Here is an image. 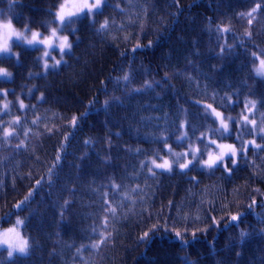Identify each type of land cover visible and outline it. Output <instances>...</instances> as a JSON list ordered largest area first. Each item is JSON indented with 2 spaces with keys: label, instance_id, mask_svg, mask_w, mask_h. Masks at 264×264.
Wrapping results in <instances>:
<instances>
[{
  "label": "trees",
  "instance_id": "obj_1",
  "mask_svg": "<svg viewBox=\"0 0 264 264\" xmlns=\"http://www.w3.org/2000/svg\"><path fill=\"white\" fill-rule=\"evenodd\" d=\"M62 1L0 0V19L49 34ZM106 19L108 28L98 32ZM71 27L72 50L56 69L45 71L39 50L21 45L18 57L0 58V68L12 73L0 80V230L23 219L31 245L28 255L11 261L0 248V264H227L218 253L241 230L249 233L251 251L233 249L232 264H264L252 252L264 244V139L258 133L264 77L253 71L264 59V0H107L100 13L82 15ZM223 28L230 31H218ZM226 44L232 50L221 54ZM152 81L160 86L132 91ZM208 104L225 117L248 116L257 131L249 124L237 141L240 125L230 124V138L211 135L209 127L219 122L205 119ZM73 117H79L76 126ZM5 130L14 135L5 138ZM183 132L189 139L180 142ZM202 133L238 147L258 134L262 147L249 144L237 165L229 162L230 174L199 166L186 174L177 166L155 170V177L148 171L156 153L172 159L169 147L173 153L188 143L202 148L196 139ZM161 135L166 141L157 139ZM237 212L245 213L241 222L226 227ZM210 217L225 219L209 227ZM206 227L188 246L171 231L187 229L190 239ZM145 232L150 239L141 242ZM101 234L108 238L99 244Z\"/></svg>",
  "mask_w": 264,
  "mask_h": 264
},
{
  "label": "snow or ice",
  "instance_id": "obj_2",
  "mask_svg": "<svg viewBox=\"0 0 264 264\" xmlns=\"http://www.w3.org/2000/svg\"><path fill=\"white\" fill-rule=\"evenodd\" d=\"M107 4V0H84V3L76 8L74 12L65 13V4H60L58 7V10L53 13L54 17L56 18L54 22H58V27L51 28L50 29V35L48 37H43V34L37 31H32L31 28L28 25H25L24 31H15L13 28V24L11 20H8L7 22L0 21V29H4L7 31L9 36H14L17 42H23L29 47H35L36 45H42L45 47V51L43 52V55L39 57V59L44 61L43 67L45 70L50 69H56L63 61V57L72 50L73 44L69 41L68 36H59L58 32L65 31V30H71L73 35L76 32L75 28H72L71 25H73L76 22V19L79 18L82 15L94 17L96 14L100 13L102 8ZM260 5H257L256 9H253L252 12H255ZM252 12L248 13V15H252ZM243 15V14H242ZM95 21L93 20V23ZM249 24H251V20H249ZM109 21L106 19L97 29L98 32L104 31L108 28ZM218 31L228 32L230 31L229 28H223L218 29ZM26 32H31V38L29 39L26 35ZM245 36L249 39L251 38V33H245ZM152 42L149 41V46H151ZM137 47H140L137 45ZM232 46L231 45H225L221 48V54L225 51H231ZM53 51H58L61 59L56 60L54 56H52ZM135 51V49H133ZM261 55H264V49L260 50ZM0 53H5L9 55H13L11 52V47L9 46L8 40H4L3 43H0ZM17 57L19 54H14ZM252 56L254 58L259 59L256 57V53H252ZM48 59H52L53 63L49 64ZM253 71L256 73L258 77H264V59H259V65L253 69ZM0 76L4 77H11L12 73L8 72L6 69L0 68ZM121 78H117L118 82ZM122 79L124 81H130L131 76L128 74H125ZM159 81H152V82H146L143 88H136L132 89L133 92L139 93L143 91L144 89H152L154 86H160ZM114 100L119 101V97H113ZM229 100V103H231L230 98H226ZM252 107L249 108L246 104L245 107L247 111L251 112L253 108H255V102H251ZM110 101H105L104 107L107 109L109 106ZM93 106V102H90V107ZM8 105L5 104L4 108L7 109ZM20 107L24 108L25 105L23 102H20ZM204 108V117L205 119H212L213 122H216L218 120L219 126L212 128L209 127L208 131L211 133V135L216 136L218 135L221 139H227L230 138L231 133L233 131L232 127H230V124H236L240 125L239 128L236 129L237 135L236 140L240 141L241 135L243 134V131L248 127L249 124L252 125L251 132L257 131L256 121L252 120L249 121L248 116H242L241 119H237L236 117L227 116L225 117L223 113L217 112L215 108L212 107L211 104L203 106ZM183 111V109H181ZM86 115V113H82L81 116ZM17 121H14L13 123H17ZM79 117H73L72 118V125L76 126L77 121ZM188 127L193 128V131H195V127L191 124V122H187ZM181 128L185 127L184 124L180 125ZM258 133L261 137V139H264V127H260L258 129ZM14 135L13 131L5 130L4 131V137L7 138L9 136ZM157 139L165 140L166 137L161 135ZM189 139L188 133L183 132L179 137H177V140L180 142L186 141ZM201 144H203V147H197L193 149L191 146H189L188 150L183 153H173L171 148L168 149L169 153L173 155L174 160L169 161L167 159H163L159 156L158 153H156V159H152L148 162L151 166L148 167V171L152 174L153 177L156 176L155 170H163L166 172H172L174 170V165H177L179 170L186 174L187 171L191 170V168L199 166L202 169H208V170H215L216 168H221L227 173H231L233 171V167H229V162L232 166L237 165L238 158L241 155L246 154V149L244 144H241V147L238 149L235 145H225V144H217V141L215 139H210L208 135L205 133H202L200 137L196 138ZM85 143H88L86 141ZM248 144L254 145L256 148H261V145L255 144V141H248ZM215 147L218 150V154H213L209 151L210 147ZM137 151H142L141 149H137ZM207 156L206 159H201L203 156ZM191 156V159L187 160L185 163H179V160L183 157ZM157 159H161V163H157ZM60 160V157H57V161ZM145 162H141L142 167L148 166ZM49 175H52V172H49ZM195 179V178H193ZM37 184H40V181L36 182ZM115 187H119L118 185ZM32 193H29V197H31ZM29 197H25L24 201H21L17 205H15L16 208H21L24 204H26ZM249 209H251L252 205L248 206ZM111 214L115 216L116 209L111 208L110 209ZM245 213L243 212H237L235 215H229L227 217V224L226 227L232 224H235L238 226L239 222H241L242 217ZM212 223L209 225V227H219L221 220H224V217H221V220H217L214 217H210ZM25 221L23 219H17L16 225L12 229H8L5 233H0V248L6 247V250L8 252V258L11 261L12 258L19 254L21 256L28 255L30 251V243L29 239L22 236L20 232L17 230L18 228L24 226ZM105 224H107V220H105ZM156 225H153V229H156ZM152 231V230H150ZM165 233L169 232V229H164ZM174 231V237L177 241H179L182 245L188 246L192 241H195L198 239L197 232L201 234H206L208 231V228L198 229L197 231H194L191 233V237L186 238L187 229H185V232L182 233L178 230H171ZM15 233V237H9L8 233ZM249 235L248 232L241 230L240 237L243 240ZM108 237L101 234V240L99 244H102L105 242V240ZM146 239H150L149 232H145L143 236L140 238L141 242H145ZM99 244H93L92 247H99ZM188 264H191V262H188Z\"/></svg>",
  "mask_w": 264,
  "mask_h": 264
},
{
  "label": "rangeland",
  "instance_id": "obj_3",
  "mask_svg": "<svg viewBox=\"0 0 264 264\" xmlns=\"http://www.w3.org/2000/svg\"><path fill=\"white\" fill-rule=\"evenodd\" d=\"M89 2H91V0H89ZM62 3L65 4V11L67 13H69V12H74L76 10V8L80 7L84 3V0H63ZM57 10H58V8H57ZM8 20L9 19H1L0 21L7 22ZM56 27H58V22H56V26H54L53 28H56ZM13 28H14L15 31H24L25 30V29L19 28L18 26L14 25V24H13ZM37 32H39V31H37ZM26 35L28 36L29 39L31 38V32H26ZM49 35H50V33L47 34V35H43V37H48ZM58 35L59 36H65L66 35V36L69 37V35L66 33V30L65 31L58 32ZM4 40H8V43H9V46L11 47V52L13 53V55L5 54V53H0V58L1 57H9V56L17 57L16 55H14V54H18L17 51L15 50L16 45H21L23 47H28V48H36L41 53V56L43 55V52L45 51V47L42 46V45H36L35 47H29L28 45H26L23 42H17L14 36H9L6 30L0 29V43H3ZM69 41H70V37H69ZM52 56H54L56 60H60L61 59L58 51H53L52 52ZM65 59H66V55L63 57L62 63L65 61ZM48 63L49 64L53 63L52 59H48ZM43 64H44V61H43ZM2 68L4 69L5 67H2ZM45 71H48V70H45ZM8 72H10V71H8ZM11 77L0 76V80H9V79H11ZM2 93H3V90L0 88V94H2ZM216 141H217V144H225V145L231 144V145H235L236 146V144L234 142H230L228 140H222V141L221 140H216ZM248 141H255V144L259 145V143L256 141V138H252L251 140H248ZM189 146H191L193 149H195V148L198 147V145H196V144L188 143L187 146H186V148H183L181 151H177L175 153H183V152H185V151L188 150ZM236 147L238 149L240 148L238 146H236ZM245 149H247L246 146H245ZM210 152H212L214 155L215 154H218V150L214 146H213L212 149H210ZM164 159H167V160H169L171 162V161L174 160V157H172V159L171 158H164ZM189 159H191V156H187L186 157V161L189 160ZM186 161H183V162H180L179 161V163H185ZM161 162H162V160L161 161H157V163H161ZM175 166H177V165H174V167ZM157 171H163V170H157ZM164 172H166V171H164ZM14 226H10V227L3 228V229L0 230V233H5L8 229H12ZM17 230L20 232V234L22 236H24L22 234L21 227L18 228ZM8 235H9V237H12V238L15 237V233L14 232L8 233ZM6 247L7 246H4L3 249H6Z\"/></svg>",
  "mask_w": 264,
  "mask_h": 264
},
{
  "label": "bare ground",
  "instance_id": "obj_4",
  "mask_svg": "<svg viewBox=\"0 0 264 264\" xmlns=\"http://www.w3.org/2000/svg\"><path fill=\"white\" fill-rule=\"evenodd\" d=\"M202 80L200 78V81H198L199 84H201ZM117 109V107H116ZM130 110V109H129ZM125 111V110H124ZM249 237L247 236L246 238H244L243 240L240 239L239 235L237 232L231 233L227 239L224 240V244L225 246L223 247V249H221L219 251V255L221 257L226 256V258L228 260H224L225 263L227 264H232L233 260H232V255H234V250L233 249H241L244 252H247L250 254L249 250ZM255 249H252V252L259 254V257H261L264 260V252L262 251L261 248L264 247V244L262 246H256L255 245ZM253 248V247H252ZM241 264H245V263H241Z\"/></svg>",
  "mask_w": 264,
  "mask_h": 264
}]
</instances>
